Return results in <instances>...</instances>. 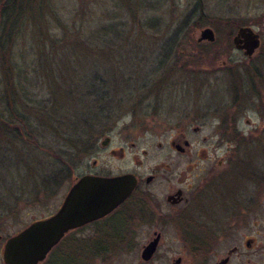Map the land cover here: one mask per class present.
<instances>
[{"label":"rangeland","instance_id":"1","mask_svg":"<svg viewBox=\"0 0 264 264\" xmlns=\"http://www.w3.org/2000/svg\"><path fill=\"white\" fill-rule=\"evenodd\" d=\"M51 6L65 24H77L83 35L91 28L111 24L109 36L117 43L116 52L101 49L102 36H97L91 44L73 42L65 49L48 53L49 49L35 39L32 29L17 46L20 71L14 96L19 112L35 127V132L32 139L21 135L15 140L0 134V264H5L6 239L35 219L55 212L75 177L89 172L124 174L137 170L139 160H144L141 173L147 172L158 159V143L169 147L179 121L185 120L181 125L191 129L186 114L200 106L210 110L208 118L212 125L204 133L213 132L217 126L213 118L216 108L232 102L233 76L249 84L248 68L264 73V19H259L264 12V0H49L42 12ZM46 16L51 26L55 24L50 12ZM253 18H258L257 24L251 26L261 36L256 53L262 56L256 54L248 60L233 43L238 27L226 21ZM215 19L222 23L217 28L210 23ZM38 21L44 24L43 28L47 27L44 19ZM200 21L201 25L196 26L195 22ZM205 27L214 30V41L197 40ZM181 28L189 37L178 38L183 42L176 48L180 54L175 51L176 55L165 62L167 68L173 63L172 56L181 57L180 62L173 63L176 70L170 75L158 63L172 42L170 38ZM191 38L199 45L190 44ZM184 69L192 72H183ZM101 74L107 86L96 85L93 77ZM159 80L157 86L153 84ZM1 82L0 107L4 108L6 92ZM145 84L152 89L156 86L149 99L144 97ZM99 89L107 92L104 106L110 109L102 117L103 126L110 128L105 133H99L102 124L99 105L95 104L98 97L85 95ZM245 105L248 109L241 114V126L257 132L254 125L259 122V113L253 110L251 102ZM64 117L70 124H60ZM82 117L98 128L92 133L98 138V148L80 152L71 176L60 182V169L67 164L69 153L84 149L79 141L89 136L88 124H84ZM247 119L252 123L248 124ZM108 136L109 144L104 147L102 142ZM122 148L125 157L121 156ZM144 150L150 152L149 157H144ZM262 151L259 146L251 147L254 155L248 158V165H255L257 160L264 163ZM49 193L51 199L46 200ZM221 206L222 200L218 198L211 208ZM258 239L264 242V209L260 212ZM128 256L122 254L115 264H132L133 259ZM252 261L261 264L264 256Z\"/></svg>","mask_w":264,"mask_h":264},{"label":"flooded vegetation","instance_id":"2","mask_svg":"<svg viewBox=\"0 0 264 264\" xmlns=\"http://www.w3.org/2000/svg\"><path fill=\"white\" fill-rule=\"evenodd\" d=\"M256 54L262 56L255 52L246 57L252 60ZM233 81L240 78L233 76ZM154 82L157 86L160 80ZM253 82V89L240 92V99L231 89L232 102L214 112L213 132L204 133L212 125L210 110L200 106L186 114L191 129L181 125L185 120L179 121L169 147L158 143V159L147 172L140 171L144 160L138 161L137 170L124 172L137 178L132 193L108 213L68 229L39 264H115L122 254L129 255L132 264H211L213 260L214 264H257L252 260L264 256V242L258 239L264 163L248 165L254 155L251 147L264 152V73L257 68ZM144 89L149 99L153 89L148 84ZM248 102L260 116L253 124L257 132L241 126ZM109 141L102 145L107 147ZM143 155L149 157L150 152L144 150ZM121 156L125 157L123 148ZM88 174L117 175L89 172L75 177L72 185ZM68 192L55 212L29 225L54 216ZM218 198L221 208H211Z\"/></svg>","mask_w":264,"mask_h":264},{"label":"trees","instance_id":"3","mask_svg":"<svg viewBox=\"0 0 264 264\" xmlns=\"http://www.w3.org/2000/svg\"><path fill=\"white\" fill-rule=\"evenodd\" d=\"M48 4H49V0H0V77H2V79L0 78L2 82L1 81L0 82L4 84V88L6 92L5 107L4 108L0 107V134L3 136H7L12 140L19 139L18 136L21 135L26 138L32 139L35 132L34 131L35 127H33V125L29 123V121H27L26 117L19 112L14 96L17 88L16 77L20 71V66L17 61L18 60L17 46L20 45L21 39L28 35L30 29L33 30V35L35 36V39H38L41 43H43L44 48L49 49V51H46L48 53H52L54 50L57 49H62V48L65 49L68 46V44L73 42L78 43L79 45L91 44L92 43L91 40H94L97 36L99 37L102 36V38H100L101 43L99 44V47L101 49L109 50L110 53L116 52L114 46H116L117 43L114 44L115 42H112V37H110L111 28H112L111 24L108 26L104 25L100 29L91 28L92 30H90L89 32H84L83 35L82 32L79 31L77 24H65V22H63V20L60 18L56 10L53 9L54 8L53 6L49 7L48 11L43 13L42 12L43 6L46 7ZM81 9L83 8L81 7ZM47 12H50L51 19L52 21L54 20L55 22V24H52V26L49 24V21L47 19L48 17L46 16ZM78 14L79 12H77V14L75 15L78 17L79 16ZM40 18L44 19V23L47 27L44 26L43 28L41 25L44 24L42 23L39 24L38 20ZM73 19L75 20V18ZM257 19L258 18H253V20L242 19L241 21L228 20L226 22L227 24H231L234 27H238L240 25L257 24ZM259 19H264V12L259 16ZM216 20L220 21L221 19L212 20L210 21V23L217 28V26L222 23L221 21L215 22ZM188 23L189 22H187L186 24ZM195 25L200 26L201 21L195 22ZM180 37L186 38L189 37V35H187V33L184 32L183 29L181 28L176 32L174 37L170 38L172 42L169 44V48L165 50L163 57L160 59L158 63L159 68L163 69V67L166 65L165 62L168 61L170 56L172 54L176 55L175 51H178L176 48L180 45H183V42L178 41V38ZM190 44L199 45V43L192 38L190 40ZM179 51L177 52L178 54H180ZM46 52L44 51L43 54H45ZM40 53H41L40 51H37L38 55H40ZM172 58L173 59H171L172 60L171 62L173 63L180 62L181 60V57L175 58L172 56ZM173 63L167 68L165 66L164 69L168 71H172L176 69V65ZM112 65H114V67L116 68L115 64ZM247 72L249 73L247 76V80L249 84H247V82H241V81L239 82L236 81L232 84L233 90L236 92L238 99H240L239 96L240 92H247L248 91L247 88L252 90L254 87V82H253L255 77L254 69L253 71H251L248 68ZM93 79L96 81L97 83L96 85L100 84L101 86L102 85L107 86V81L104 80L106 78L102 74L98 75L97 78L94 75ZM99 91L100 89L95 91L94 90L89 91L88 93L85 92L86 93L85 95L86 96L93 95V97L96 98L98 97L96 99L95 104L99 105L100 108L99 116L101 118L99 119L101 120V124H102L99 128L100 131L99 133H105L110 128H108L107 125L103 126L102 117H105L103 116L104 113L106 115L107 112H110V109L109 108L105 109L104 106L105 98H107V92L105 91L99 92ZM144 97L146 99L147 94ZM83 115L86 116L85 111ZM82 118L85 121L84 124H88L89 131L87 132L89 136L87 138L80 139L79 141L81 142V144L83 143L81 146L83 148L84 145V149L78 152L69 153L70 157L67 160V164L65 162L62 169H60L61 170L60 173L62 174V178L60 182H62L64 178L68 177L69 174L71 176L72 174L71 172L73 169L72 166H74L75 159H77V157L80 156V152H83V150L85 152L86 151L88 152L90 148H96V149L98 148L97 147L98 138L94 137V134H92L93 131L96 133L98 128L97 127L95 128V126L92 123H89V121H87L86 118L84 117ZM66 123L70 124V122L68 123L67 118L64 117L60 122V124L62 125ZM69 127H71V125ZM22 142L25 143V140H23ZM75 143H77V140ZM75 145L76 144H74V146ZM77 147L79 148V146Z\"/></svg>","mask_w":264,"mask_h":264},{"label":"water","instance_id":"4","mask_svg":"<svg viewBox=\"0 0 264 264\" xmlns=\"http://www.w3.org/2000/svg\"><path fill=\"white\" fill-rule=\"evenodd\" d=\"M197 40L214 41V30L203 28ZM233 43L250 57L260 47L261 36L253 26L241 25ZM108 140L106 138L103 143ZM136 185L137 178L132 173L82 176L72 185L63 206L54 216L36 221L7 239L3 251L5 264H39L68 229L108 213L122 203Z\"/></svg>","mask_w":264,"mask_h":264}]
</instances>
